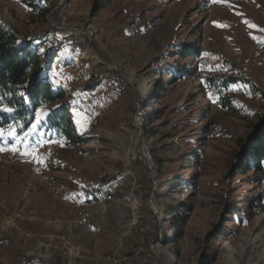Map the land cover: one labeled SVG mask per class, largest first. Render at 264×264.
<instances>
[{"label": "rangeland", "instance_id": "374dc122", "mask_svg": "<svg viewBox=\"0 0 264 264\" xmlns=\"http://www.w3.org/2000/svg\"><path fill=\"white\" fill-rule=\"evenodd\" d=\"M52 2L0 0L66 93L20 140L0 130V264H264V174L234 158L264 111V0ZM63 105L74 144L46 126Z\"/></svg>", "mask_w": 264, "mask_h": 264}, {"label": "trees", "instance_id": "16d2710c", "mask_svg": "<svg viewBox=\"0 0 264 264\" xmlns=\"http://www.w3.org/2000/svg\"><path fill=\"white\" fill-rule=\"evenodd\" d=\"M25 1L39 8L42 15H47L51 10L48 5H53L52 0ZM106 1L108 0H104ZM180 49L183 58H200L202 55L200 47L196 45ZM53 60V53H43L40 44L27 41L18 32L0 22V130H9L16 136H23L31 128L38 109L50 107L65 99L64 89L46 75L51 72ZM177 64L179 65H176L177 70L174 73L177 78L194 77L192 69ZM241 81L250 85L247 79L234 76H210L204 79V83L218 95ZM261 99L264 107V92L261 93ZM221 105L224 108H234L229 96L221 101ZM46 126L70 144L80 138L75 133L67 105L50 110L46 117ZM9 141L12 143V140ZM3 142L4 137L0 135V143ZM237 143L234 158L235 162L238 161L239 168L264 174V111L259 113L257 122L252 125L248 134L238 138ZM184 222L183 218L179 224ZM174 227L179 233L182 231L178 225Z\"/></svg>", "mask_w": 264, "mask_h": 264}, {"label": "bare ground", "instance_id": "6f19581e", "mask_svg": "<svg viewBox=\"0 0 264 264\" xmlns=\"http://www.w3.org/2000/svg\"><path fill=\"white\" fill-rule=\"evenodd\" d=\"M229 253H230V257H231V262L232 264H237L233 258V253H234V248L232 246H229Z\"/></svg>", "mask_w": 264, "mask_h": 264}, {"label": "crops", "instance_id": "0c3cea01", "mask_svg": "<svg viewBox=\"0 0 264 264\" xmlns=\"http://www.w3.org/2000/svg\"><path fill=\"white\" fill-rule=\"evenodd\" d=\"M18 137H19V140H20V137H21V136H18ZM22 138H23V136H22Z\"/></svg>", "mask_w": 264, "mask_h": 264}]
</instances>
